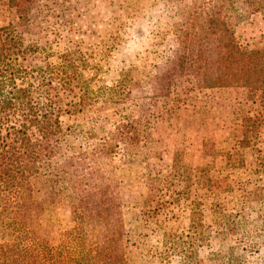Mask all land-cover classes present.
<instances>
[{"label": "rangeland", "instance_id": "1", "mask_svg": "<svg viewBox=\"0 0 264 264\" xmlns=\"http://www.w3.org/2000/svg\"><path fill=\"white\" fill-rule=\"evenodd\" d=\"M213 8L214 0H27L15 9L0 0V24L18 20L21 29L31 18V38L49 47L51 61L76 49L92 90L118 85L123 93L60 119L50 165L65 169L64 182L81 166L75 185L89 209L7 214L0 234L36 219L39 233L60 243L67 225L86 224L96 248L119 224L122 246L109 248H121L125 264H264V100L201 87L209 51L224 41ZM233 37L260 48L264 15H247ZM130 122L138 140L118 143L116 131ZM193 202L203 229L188 227ZM219 216L227 231L212 224Z\"/></svg>", "mask_w": 264, "mask_h": 264}, {"label": "trees", "instance_id": "2", "mask_svg": "<svg viewBox=\"0 0 264 264\" xmlns=\"http://www.w3.org/2000/svg\"><path fill=\"white\" fill-rule=\"evenodd\" d=\"M7 1L15 9L27 2ZM214 1L215 8L217 2L221 5L217 10L213 8L216 10L213 30L221 33L224 41L209 51L210 60L206 61H209L210 74L203 76L200 85L203 89L244 91L248 100L261 103L264 100V44L249 49L236 43L233 28L251 13L264 15V0ZM19 22L0 24V225L5 215L15 212L33 210L41 215L48 210L89 209L87 195L75 185L81 166L74 163L64 182L60 174L65 175V169L50 165L57 138L64 133L60 119L70 114V109L75 113H80L82 108L91 112L98 106L111 105L112 98L120 100L123 96L118 85L102 87V93L92 90L81 77L84 59L76 49L66 50L51 61L49 47L31 38L32 19H26V28H18ZM182 66L179 60L175 71L183 72ZM245 119L251 120L243 117L241 122ZM139 135L140 130L130 122L113 136L118 143H123L125 139L138 140ZM241 141L235 142L240 146ZM102 150L106 155L111 152L106 147ZM192 204L188 227L203 229L195 210L197 204ZM113 222L118 223V219ZM212 224L219 230H228L223 216L215 218ZM38 228L43 230L36 219H27L3 229L0 264H125L121 248H109L119 243L122 246L119 224L109 230L110 235H104L102 245L96 248L92 247L88 235L92 225H67L60 243L45 233L40 234ZM201 239L198 236V241L192 240L198 244Z\"/></svg>", "mask_w": 264, "mask_h": 264}]
</instances>
